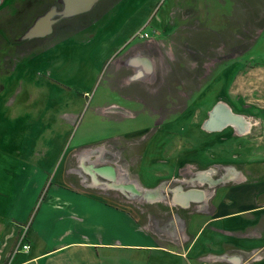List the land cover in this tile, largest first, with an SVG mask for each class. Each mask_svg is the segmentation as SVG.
I'll use <instances>...</instances> for the list:
<instances>
[{"label":"rangeland","instance_id":"rangeland-1","mask_svg":"<svg viewBox=\"0 0 264 264\" xmlns=\"http://www.w3.org/2000/svg\"><path fill=\"white\" fill-rule=\"evenodd\" d=\"M2 9L0 245L13 232L17 251L39 216L50 243L111 239L114 219L144 238L166 216L147 200L264 164V0H103L76 19L65 0ZM220 103L249 127L206 128Z\"/></svg>","mask_w":264,"mask_h":264},{"label":"crops","instance_id":"crops-1","mask_svg":"<svg viewBox=\"0 0 264 264\" xmlns=\"http://www.w3.org/2000/svg\"><path fill=\"white\" fill-rule=\"evenodd\" d=\"M121 13L129 19L136 5ZM246 168L212 177L201 184L209 190L196 189L199 193L190 198L178 191L147 200L160 203L156 208L166 216L146 222L145 227L156 229L145 232L144 238L136 231V220L114 219L111 239L70 236L50 243L47 237L55 225L44 224L39 216L24 235L31 249L13 252L8 243L12 232L0 245V264H264V164Z\"/></svg>","mask_w":264,"mask_h":264},{"label":"bare ground","instance_id":"bare-ground-1","mask_svg":"<svg viewBox=\"0 0 264 264\" xmlns=\"http://www.w3.org/2000/svg\"><path fill=\"white\" fill-rule=\"evenodd\" d=\"M221 104H218L214 111L212 112L211 114V117L210 119L206 122V126L208 129H212V130H215V128H221V127H224V126H227V125H230V126H234V127H239L240 129H245V127H249V122L242 116L238 115L239 118L237 119H226V112L220 107ZM224 107L228 108L225 104H222ZM229 110H231L230 108H228ZM232 112V110H231ZM234 113V112H233ZM237 115V114H236ZM241 118H243V120H241ZM238 128V129H239ZM223 129V128H222ZM105 172V171H104ZM103 173V172H101ZM114 176V175H113ZM123 178V177H122ZM121 178V179H122ZM96 182V181H95ZM120 182V181H119ZM127 182V181H126ZM124 183V182H123ZM120 184V183H119ZM132 185V184H131ZM135 186V185H134ZM177 189V188H176ZM181 190V189H180ZM178 191V189H177ZM200 191V190H199ZM175 192V191H174ZM195 193H197V191L195 192L194 190L193 191H189V192H186L184 193L186 196H188V198L190 197H193L195 195ZM179 195V194H178ZM204 195H202L203 197ZM204 198V197H203ZM176 199V198H175ZM196 199V198H194ZM193 199V200H194Z\"/></svg>","mask_w":264,"mask_h":264},{"label":"water","instance_id":"water-1","mask_svg":"<svg viewBox=\"0 0 264 264\" xmlns=\"http://www.w3.org/2000/svg\"><path fill=\"white\" fill-rule=\"evenodd\" d=\"M97 0H65V9L66 14H73L80 11L89 9ZM53 13L48 14L43 17L30 31L31 34H35L43 25H49L50 17ZM221 104V103H220ZM220 107L226 112V119H237L239 118L238 114L231 112L228 108L224 107L222 104ZM211 117V116H210ZM210 119V118H209ZM243 120V118H241ZM207 128V127H206Z\"/></svg>","mask_w":264,"mask_h":264},{"label":"flooded vegetation","instance_id":"flooded-vegetation-1","mask_svg":"<svg viewBox=\"0 0 264 264\" xmlns=\"http://www.w3.org/2000/svg\"><path fill=\"white\" fill-rule=\"evenodd\" d=\"M102 1L103 0H97L88 10H84L85 12H81L80 14L74 15L69 19H76L79 16H84L86 14L93 13L97 9V7L99 6L100 2H102ZM4 2H5V0H0V14L3 11L2 8H4ZM49 9L51 10V8L49 7L46 11H43L42 13H38L36 15V19L46 15L48 13V11H50ZM33 38H36V37H33Z\"/></svg>","mask_w":264,"mask_h":264},{"label":"built area","instance_id":"built-area-1","mask_svg":"<svg viewBox=\"0 0 264 264\" xmlns=\"http://www.w3.org/2000/svg\"><path fill=\"white\" fill-rule=\"evenodd\" d=\"M138 34L140 35L141 38H147L151 36V33L149 31H141ZM24 239L25 238L23 236L20 244V248H18V250L28 252L31 249V245L27 242H24Z\"/></svg>","mask_w":264,"mask_h":264}]
</instances>
